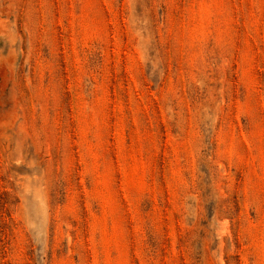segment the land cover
Masks as SVG:
<instances>
[{
  "label": "rangeland",
  "instance_id": "374dc122",
  "mask_svg": "<svg viewBox=\"0 0 264 264\" xmlns=\"http://www.w3.org/2000/svg\"><path fill=\"white\" fill-rule=\"evenodd\" d=\"M0 264H264V0H0Z\"/></svg>",
  "mask_w": 264,
  "mask_h": 264
}]
</instances>
